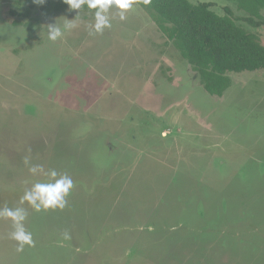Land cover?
Instances as JSON below:
<instances>
[{
	"label": "rangeland",
	"instance_id": "obj_1",
	"mask_svg": "<svg viewBox=\"0 0 264 264\" xmlns=\"http://www.w3.org/2000/svg\"><path fill=\"white\" fill-rule=\"evenodd\" d=\"M59 4L0 0V209L34 241L0 219V264H264V74L213 97L138 6L95 34V10ZM30 165L72 178L64 209L20 203L48 182Z\"/></svg>",
	"mask_w": 264,
	"mask_h": 264
},
{
	"label": "trees",
	"instance_id": "obj_2",
	"mask_svg": "<svg viewBox=\"0 0 264 264\" xmlns=\"http://www.w3.org/2000/svg\"><path fill=\"white\" fill-rule=\"evenodd\" d=\"M46 0V11L51 3ZM233 3L245 17H235L229 7L224 15L212 10V4L190 0H137L138 6L155 25L194 73L202 88L213 97L221 98L231 86V75L262 72L264 74V46L258 37L238 26L243 22L251 28L264 26V0H224ZM58 8V9H59ZM47 12V11H46ZM10 15L18 16L13 10ZM24 26L32 30L38 25ZM17 25L16 21H10Z\"/></svg>",
	"mask_w": 264,
	"mask_h": 264
},
{
	"label": "clouds",
	"instance_id": "obj_3",
	"mask_svg": "<svg viewBox=\"0 0 264 264\" xmlns=\"http://www.w3.org/2000/svg\"><path fill=\"white\" fill-rule=\"evenodd\" d=\"M39 4H44L46 0H35ZM68 6L69 11H75L78 16L79 10L87 6L88 10L94 11V24L92 32L102 34L103 31L111 27L110 10L114 7L118 10L119 19H127L126 13L134 10L137 0H62ZM75 16V17H76ZM65 27L73 28L74 24ZM48 38L56 41L63 36V32L56 23L48 25ZM25 164L29 165L26 159ZM28 171L32 175H43L48 182H36L32 187L25 191L20 203L27 204L36 212L48 210H62L67 205V197L74 187V182L67 174H59L56 170L45 171L43 165H30ZM27 218V211L23 207L15 209L4 207L0 209V219H8L12 223L14 231L10 238L18 243L17 251H22L25 245L34 246L31 232L26 231L24 222Z\"/></svg>",
	"mask_w": 264,
	"mask_h": 264
}]
</instances>
